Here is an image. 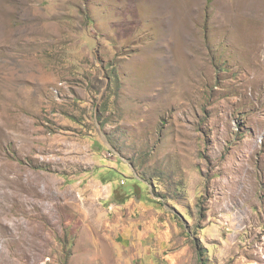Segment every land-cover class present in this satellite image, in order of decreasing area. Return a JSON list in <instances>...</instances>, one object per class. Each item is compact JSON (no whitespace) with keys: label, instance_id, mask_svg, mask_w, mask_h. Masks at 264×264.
Listing matches in <instances>:
<instances>
[{"label":"rangeland","instance_id":"1","mask_svg":"<svg viewBox=\"0 0 264 264\" xmlns=\"http://www.w3.org/2000/svg\"><path fill=\"white\" fill-rule=\"evenodd\" d=\"M0 264H264V0H0Z\"/></svg>","mask_w":264,"mask_h":264},{"label":"trees","instance_id":"2","mask_svg":"<svg viewBox=\"0 0 264 264\" xmlns=\"http://www.w3.org/2000/svg\"><path fill=\"white\" fill-rule=\"evenodd\" d=\"M211 1H212V0H206V2H207L208 4L211 3Z\"/></svg>","mask_w":264,"mask_h":264}]
</instances>
